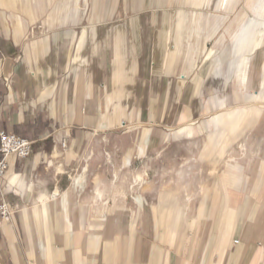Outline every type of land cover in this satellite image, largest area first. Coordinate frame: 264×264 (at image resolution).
<instances>
[{
  "label": "crops",
  "instance_id": "0c3cea01",
  "mask_svg": "<svg viewBox=\"0 0 264 264\" xmlns=\"http://www.w3.org/2000/svg\"><path fill=\"white\" fill-rule=\"evenodd\" d=\"M86 1L0 32V264H264V0Z\"/></svg>",
  "mask_w": 264,
  "mask_h": 264
},
{
  "label": "rangeland",
  "instance_id": "374dc122",
  "mask_svg": "<svg viewBox=\"0 0 264 264\" xmlns=\"http://www.w3.org/2000/svg\"><path fill=\"white\" fill-rule=\"evenodd\" d=\"M33 1L36 0H27L25 3L22 0H17L15 5H11L10 1L7 0V6H0V15L1 11H4L3 15L5 16V18L0 16V32L19 31L38 35L64 29H73L78 25L74 24L75 11L73 0H43L38 6ZM60 2L62 3L60 4ZM102 3V16H105L110 12L109 6L111 5V1L102 0ZM81 4V6H86L84 16L95 15V0H87L85 5L84 2ZM14 15H18L22 19L18 21L14 18ZM69 21L70 24H68ZM185 151L183 149V153L179 155L178 161L186 162L189 160L191 154ZM174 159L173 156L169 155L166 161L169 163V161Z\"/></svg>",
  "mask_w": 264,
  "mask_h": 264
},
{
  "label": "built area",
  "instance_id": "2783aa9c",
  "mask_svg": "<svg viewBox=\"0 0 264 264\" xmlns=\"http://www.w3.org/2000/svg\"><path fill=\"white\" fill-rule=\"evenodd\" d=\"M125 126L123 122L122 127ZM66 143L63 141V145ZM34 142L12 132L0 130V185L10 166V157L14 160H22L33 153ZM12 212L8 204L0 200V220L9 221Z\"/></svg>",
  "mask_w": 264,
  "mask_h": 264
},
{
  "label": "bare ground",
  "instance_id": "6f19581e",
  "mask_svg": "<svg viewBox=\"0 0 264 264\" xmlns=\"http://www.w3.org/2000/svg\"><path fill=\"white\" fill-rule=\"evenodd\" d=\"M86 3H87V1H86Z\"/></svg>",
  "mask_w": 264,
  "mask_h": 264
}]
</instances>
